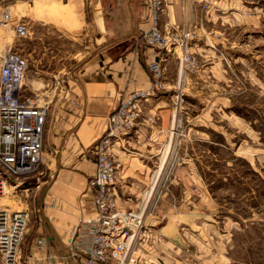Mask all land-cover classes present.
I'll return each mask as SVG.
<instances>
[{"label": "rangeland", "instance_id": "obj_1", "mask_svg": "<svg viewBox=\"0 0 264 264\" xmlns=\"http://www.w3.org/2000/svg\"><path fill=\"white\" fill-rule=\"evenodd\" d=\"M188 5L195 15L193 21L182 18L183 32L193 33L189 50L199 69L193 75L180 71L166 99L173 125L161 157L148 164L152 198L142 213L136 254L140 264H264V0L185 1ZM29 7L22 0H0V15L24 19ZM161 18L167 20L164 12ZM24 21L32 34L23 39L12 26H0V51L10 42L27 59V72L46 70L35 27ZM51 41L69 50L78 44L69 38ZM167 58L169 74H175L178 59L172 53ZM165 88L163 79L154 102ZM35 179L30 176L15 190L7 184L0 208L28 211L31 194L24 190Z\"/></svg>", "mask_w": 264, "mask_h": 264}, {"label": "crops", "instance_id": "obj_2", "mask_svg": "<svg viewBox=\"0 0 264 264\" xmlns=\"http://www.w3.org/2000/svg\"><path fill=\"white\" fill-rule=\"evenodd\" d=\"M185 1L191 2L163 0V12L181 32L182 18L193 21L195 15ZM22 2L30 6L23 18L35 27L33 35L42 56L39 61L48 67L25 71L23 92L42 95L52 105L44 126L42 174L24 190L30 191L31 198L24 203L30 209L19 246L20 260L22 264H83L68 246L78 220L90 216L86 201L79 196L94 172L92 147L104 130L107 115L123 94L148 86L146 63L151 48L139 44L134 53L140 34L150 23L148 8L146 0ZM64 38L73 40L72 45L78 41L77 47L69 50L52 44V39ZM164 63L166 88L161 97L143 103L132 133L123 147L115 148L114 157L120 163L118 203L140 213H147L152 198V186L147 184L149 161L161 157L168 144L166 133L173 125L166 99L180 69L169 74V59ZM60 81L64 84L59 86ZM147 113L155 120L143 119Z\"/></svg>", "mask_w": 264, "mask_h": 264}, {"label": "built area", "instance_id": "obj_3", "mask_svg": "<svg viewBox=\"0 0 264 264\" xmlns=\"http://www.w3.org/2000/svg\"><path fill=\"white\" fill-rule=\"evenodd\" d=\"M150 23L140 34L139 44L151 48L147 61L148 86L123 94L117 106L107 115L103 132L92 147L94 172L88 178L80 201H86L90 216L78 220L68 246L83 264H140L137 244L144 232L142 213L118 204L116 176L120 163L115 148L123 147L142 113V105L153 98L164 79L163 63L175 54L181 72L193 75L199 69L190 49L191 32H181L167 19L160 23L163 0H146ZM10 24V25H9ZM0 26H12L17 38H26L28 24L14 20L6 11L0 15ZM178 50L179 55L176 54ZM26 59L13 50L10 42L0 51V193L4 186L20 188L24 180L42 174L44 126L50 99L39 94L25 95ZM13 181V184H9ZM12 193H14L12 191ZM11 193V194H12ZM28 211L0 208V264H22L19 246L27 226Z\"/></svg>", "mask_w": 264, "mask_h": 264}, {"label": "bare ground", "instance_id": "obj_4", "mask_svg": "<svg viewBox=\"0 0 264 264\" xmlns=\"http://www.w3.org/2000/svg\"><path fill=\"white\" fill-rule=\"evenodd\" d=\"M4 191H5V186H4Z\"/></svg>", "mask_w": 264, "mask_h": 264}]
</instances>
